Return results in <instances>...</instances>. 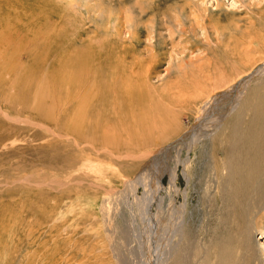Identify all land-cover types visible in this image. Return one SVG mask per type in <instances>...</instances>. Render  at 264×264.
Returning a JSON list of instances; mask_svg holds the SVG:
<instances>
[{
    "label": "rangeland",
    "instance_id": "374dc122",
    "mask_svg": "<svg viewBox=\"0 0 264 264\" xmlns=\"http://www.w3.org/2000/svg\"><path fill=\"white\" fill-rule=\"evenodd\" d=\"M0 2L2 46L33 43L0 54V264H264V207L230 208L232 184L264 190V0ZM110 120L146 143L80 149Z\"/></svg>",
    "mask_w": 264,
    "mask_h": 264
},
{
    "label": "bare ground",
    "instance_id": "6f19581e",
    "mask_svg": "<svg viewBox=\"0 0 264 264\" xmlns=\"http://www.w3.org/2000/svg\"><path fill=\"white\" fill-rule=\"evenodd\" d=\"M1 3V2H0ZM0 7H3V8H5V9H7L6 8V6H2L1 4H0ZM2 9V8H1ZM4 10V9H3ZM5 11V10H4ZM7 12H9V11H7ZM4 13V12H3ZM10 13V12H9ZM5 15V14H4ZM4 24H6V21H3L2 19H0V33H2V35H6L7 37H9L13 32H12V30L9 28V27H7V26H4ZM33 38V37H32ZM18 42H21V43H23L22 41H21V39H19V40H17ZM26 41H28V40H26ZM27 43V42H26ZM36 43V42H35ZM4 44V41L2 40V39H0V54L1 55H5V54H9V53H18V54H20V56L22 55V53H27L28 51V45L30 44L31 46L33 45V43L30 41V42H28V45H27V49H25L24 48V44H22V45H20L19 46V50H15V49H9V48H5V47H3L2 45ZM35 46V45H34ZM151 47V46H150ZM30 48V47H29ZM33 49V48H32ZM31 49V50H32ZM26 50V51H25ZM33 52V51H32ZM153 56V55H152ZM154 58V57H153ZM152 60V59H151ZM154 61V60H153ZM152 61V62H153ZM149 61H147V63H148ZM156 62V61H155ZM79 65H82V66H86L87 64H86V62L85 61H81L80 63H79ZM156 65V64H155ZM28 66V65H27ZM25 67L26 68V73H29L30 72V70L31 69H34V68H36V69H38L39 67H36L34 64H30L29 65V67H30V69L28 68V67ZM73 67H75V65H72ZM56 67V66H55ZM54 67V68H55ZM63 67V66H62ZM65 67V66H64ZM153 66H152V64L150 63H148L147 64V66H145L144 68H145V71H144V73H146L149 69H151ZM54 68H51L50 69V67H49V71L51 72V70L52 69H54ZM57 68V67H56ZM69 68V67H68ZM3 69V68H2ZM70 69H71V67H70ZM262 69H264V64L262 63L261 64V66L258 68V70L259 71H261ZM7 70H8V68H7ZM61 70H62V68H61ZM74 72V70H72V73ZM63 73V72H62ZM257 74V71H255V73H254V75L253 76H255ZM66 75H67V78H68V80L69 81H71V76H70V74L69 73H66ZM61 76H62V74H61ZM63 77V76H62ZM248 80L249 79H246L244 82H242L241 83V85H240V87L239 88H242V87H244L246 84H247V82H248ZM95 81V80H94ZM92 82V84H93V81L91 80L90 82H88V83H91ZM246 82V83H245ZM87 83V82H86ZM58 84H60L61 86H65L64 85V83L62 82V83H58ZM80 84H82V83H80ZM240 84V83H239ZM86 85V84H85ZM59 86V85H58ZM84 86V85H83ZM83 86H81V87H83ZM68 87L70 88V87H73L72 85H67V87H66V90L68 89ZM80 87V86H79ZM85 87V86H84ZM84 87H83V89H84ZM92 88V87H91ZM237 89V88H236ZM255 92V90H253V89H250V91L248 92V96L250 97L251 96V94L253 93L254 94V92ZM65 93H66V91H64ZM75 92V91H74ZM68 93V92H67ZM202 93V92H201ZM231 93H233V92H231ZM237 93V92H236ZM123 94V92H120V95H122ZM22 96V95H21ZM69 96V95H68ZM124 96L125 97H129L130 98V100L132 101L133 99H135V100H139L140 98H141V94H139V96H133V93H130V91H128V92H124ZM178 96V95H177ZM69 99V98H68ZM74 100V99H73ZM129 100V99H128ZM207 100H205V102H206ZM127 102V101H126ZM209 102H211L212 103V101L211 100H208V102H207V104L209 103ZM250 101H247V105H248V103H249ZM81 103V102H80ZM205 104V103H204ZM78 105H79V103H78ZM83 105H84V103H83ZM82 105V106H83ZM76 106V105H75ZM62 107V106H61ZM235 107V109H236V106H234ZM254 107V106H253ZM257 107V106H256ZM60 108V107H59ZM62 108H64V107H62ZM81 108V107H80ZM79 108V109H80ZM75 109V108H74ZM90 109V108H89ZM202 109V108H201ZM234 109V110H235ZM254 109V108H253ZM31 110H32V108H31ZM35 110V109H34ZM60 110V109H59ZM77 110V109H76ZM91 110V109H90ZM234 110L232 109V112L231 113H233L234 112ZM12 111V110H11ZM80 111V110H79ZM98 111V110H97ZM200 111V110H199ZM28 113H29V116H35L36 114H35V112L33 113V112H29V111H27ZM26 112V113H27ZM57 112V111H56ZM63 112V111H62ZM77 112V111H76ZM83 112V111H82ZM32 113L34 114V115H32ZM66 113V112H65ZM68 113V112H67ZM87 113V111H85V114ZM89 113V112H88ZM87 113V114H88ZM158 113V112H157ZM58 114V113H57ZM69 114V113H68ZM83 114V113H82ZM84 114V115H85ZM99 114V113H98ZM238 114H239V111H238ZM252 114H253V117H254V122H252V125H255V124H257V127L256 128H258L259 129V127L260 128H263L262 127V124L264 123V119H262V118H264V110L261 112V109H257L256 111H253L252 112ZM64 115V114H63ZM72 115V114H71ZM61 116V115H60ZM67 116V115H66ZM77 116H79V115H77ZM108 116V115H107ZM54 117V116H53ZM68 117V116H67ZM205 117V116H204ZM34 118V117H33ZM39 118H41V117H39ZM56 118V117H55ZM69 118V117H68ZM71 118V117H70ZM72 118H74V117H72ZM114 118V117H113ZM42 119V118H41ZM83 119V118H82ZM45 121H50V120H48V119H44ZM87 120V119H86ZM200 121H202V119L200 120ZM69 122H71L70 120H69ZM91 122V121H90ZM110 124L109 125H107V121L103 124H101V122H98V121H94V123H93V125L91 126V125H89V124H87L86 123V121H82L81 123H83L82 124V130L79 132L80 134H78V137H81L82 139H84L82 136H83V132H85L86 131V128H88L87 129V131L88 130H90L87 134H89L90 132H91V136H89L88 138V141L86 142V140L81 144V146H80V149L81 148H87V149H94V150H99L98 148H96V146L97 145H101V148L103 149V151H105V152H108L109 153V155H112L113 153H115V152H119L120 150H122V148L123 147H125V149H127V150H131V149H133V144L135 145V146H142V142L143 143H146L145 142V140H142L143 139V137H139L138 139H140L139 141H136V140H134V141H132V140H130V141H127V143L125 142L124 143V145H123V143H121L120 142V140L118 139L117 141H114L115 139H114V136H112V137H108L107 135V133H109V132H112V133H114V132H116L117 131V129H116V131H115V128L116 127H114L113 125H114V121H112V120H110V121H108ZM92 124V123H91ZM69 125V124H68ZM264 125V124H263ZM64 126H67V125H65L64 124ZM63 128V127H62ZM66 128V127H65ZM253 128V127H252ZM255 128V129H256ZM123 129V128H122ZM122 129H120V130H122ZM255 129H253L254 130V132H256L255 134L253 133V131H252V129H250L249 131H246V133L244 132L242 135H241V137L243 138V139H241V140H244L246 143L248 142V143H250V145H252L251 143L254 141V139L255 138H260V137H263V135L261 136V132H260V130H258L257 129V131H255ZM97 130H99V133L101 134V140H99L96 136H93V133H95ZM125 130V129H124ZM63 131V130H62ZM78 131V130H77ZM64 132H65V130H64ZM191 132L192 131H190V132H188V135H191ZM205 132V131H204ZM237 132V131H236ZM68 133V132H67ZM235 133V132H234ZM84 134H86V133H84ZM111 133H109V135H110ZM115 134V133H114ZM119 134V133H118ZM231 134V133H230ZM263 134V133H262ZM190 137V136H189ZM188 137V138H189ZM233 137H235V136H232V138ZM239 137V136H238ZM237 137V138H238ZM117 138V137H116ZM187 138V137H186ZM186 138H184V139H186ZM145 139V138H144ZM238 139H240V137L238 138ZM232 140V139H231ZM237 140V139H236ZM142 141V142H141ZM86 142V143H85ZM234 143V142H233ZM238 143H239V141H238ZM96 144V145H95ZM74 145V144H73ZM243 145H244V143H243ZM232 146H234V145H232ZM239 148V147H238ZM244 149V148H243ZM233 150V149H232ZM96 152V151H95ZM104 152V153H105ZM238 152H240V151H238ZM242 152H244V151H242ZM241 152V153H242ZM107 153V154H108ZM237 153V152H236ZM130 154V153H129ZM234 154V153H233ZM248 155H250V154H248ZM227 156H229V152H227L226 153V157ZM236 156H237V154H236ZM235 156V157H236ZM76 157V156H75ZM245 156H244V154L242 155V158H244ZM73 158V157H72ZM71 158V159H72ZM230 158V157H229ZM75 159V158H74ZM78 159V158H77ZM239 159L241 160V155H239ZM248 159V158H247ZM73 160V159H72ZM76 160V159H75ZM233 160H235V158L233 159ZM239 160V161H240ZM238 161V162H239ZM66 163H67V161H66ZM236 164H237V162H236ZM243 164V163H242ZM68 165V164H67ZM69 167V166H68ZM234 168V169H233ZM250 167H232V169L234 170V171H237V173L235 172V174H239V171L241 172L242 170L244 171V170H248ZM239 169H241V170H239ZM252 169V168H251ZM258 169H260V170H258V171H263L262 169H263V167H258ZM250 172V171H249ZM171 173V172H170ZM234 174V175H235ZM240 175V174H239ZM155 176V175H154ZM161 176H162V174H159V172H158V174H156V182L157 183H159V184H161L160 183V178H161ZM236 176V175H235ZM248 176V175H247ZM251 176H253V175H251ZM251 176H249L248 178H249V180H253L252 178H254V177H251ZM153 177V176H152ZM241 177V176H240ZM176 179V174H175V169H173L172 170V173L170 174V179ZM243 178H244V176H243ZM246 179H247V177H246ZM241 179H239L238 181H240ZM242 180H244V179H242ZM241 180V181H242ZM248 180V179H247ZM245 181V180H244ZM243 181V182H244ZM254 181V180H253ZM253 181H251L252 183H247V182H249V181H247V182H245V184L244 183H242V184H240V183H238V184H232V188H231V190L233 191H236V192H240L241 191V193L240 194H237V196H235V197H232L231 198V201H232V206H230V208L233 210V212H234V214L236 215V216H238L239 218H241V220L242 221H244L246 224H247V218H248V216H247V213H248V211L251 209V211L252 212H255L256 211V209L257 208H259V209H261V208H263L264 207V190L261 192V194L260 195H258L257 197H256V199L260 202V205H258L257 203L258 202H254L253 201V198H255L254 197V193H255V186L256 185H254V183H253ZM257 181V180H256ZM234 183V182H233ZM257 183V182H256ZM259 186V185H258ZM219 188V187H218ZM258 188V187H257ZM221 191V190H220ZM228 191H229V189H228ZM233 191V192H234ZM220 193V192H219ZM234 194V193H233ZM224 195V194H223ZM218 196V195H217ZM222 196V195H221ZM225 196V195H224ZM228 197H229V195H228ZM226 199V198H225ZM218 201V200H217ZM226 201H228V200H226ZM223 202V201H222ZM230 203V202H229ZM225 205V204H224ZM250 211V212H251ZM228 212V211H227ZM230 213V212H229ZM232 213V212H231ZM228 214V213H227ZM233 215V214H232ZM263 232V231H262ZM223 238V237H222ZM219 240V239H218ZM221 240V239H220ZM223 240L222 241H219L218 243L216 242V244H215V247L214 248H216L217 249V251L215 252V256H218V258H222L223 257V255H225V253H226V245L224 246L223 245ZM213 246H214V244H213ZM224 247L226 248L225 250H224ZM208 255V254H207ZM205 257H207V259H208V256H205ZM204 257V258H205ZM206 261V260H205Z\"/></svg>",
    "mask_w": 264,
    "mask_h": 264
}]
</instances>
